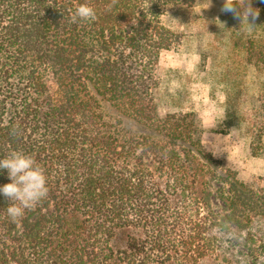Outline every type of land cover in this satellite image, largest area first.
Masks as SVG:
<instances>
[{"label":"trees","instance_id":"trees-1","mask_svg":"<svg viewBox=\"0 0 264 264\" xmlns=\"http://www.w3.org/2000/svg\"><path fill=\"white\" fill-rule=\"evenodd\" d=\"M84 3L96 20L73 23ZM196 3L0 0V159L32 156L49 189L17 222L0 193V264H264V186L215 163L195 112L156 103L160 54L189 37L244 38L245 66L264 72V0L251 34L231 13L225 29L185 20ZM258 98L250 120L225 121L248 126L254 157Z\"/></svg>","mask_w":264,"mask_h":264},{"label":"rangeland","instance_id":"rangeland-1","mask_svg":"<svg viewBox=\"0 0 264 264\" xmlns=\"http://www.w3.org/2000/svg\"><path fill=\"white\" fill-rule=\"evenodd\" d=\"M259 1L251 0L254 9H258ZM223 5L224 0H211L210 7L208 0H197L193 12L184 19L192 20L200 25L198 27L214 20L218 29L217 19L226 14L221 11ZM174 22L180 21L175 18ZM243 43L244 38L239 36L232 40L226 38L223 43L189 37L174 49L163 51L159 60L160 87L156 103L162 115L195 112L205 131L204 151L215 163L234 172L240 181L264 186V152L252 156L251 130L245 125L241 130L225 128L229 115L235 117L243 113L250 120V116H254L252 97L261 99L264 94V72H255L252 67L245 66Z\"/></svg>","mask_w":264,"mask_h":264},{"label":"clouds","instance_id":"clouds-1","mask_svg":"<svg viewBox=\"0 0 264 264\" xmlns=\"http://www.w3.org/2000/svg\"><path fill=\"white\" fill-rule=\"evenodd\" d=\"M208 4L210 7L211 0H208ZM221 11L232 13L240 21V30L237 32L243 30L245 34H251L257 29L254 22L259 17V10L252 7L251 0H224ZM96 18L95 10L88 3L78 5L71 15L73 23L78 20L95 21ZM219 25L225 29L220 21ZM0 169H6L11 180V183L0 187V193L11 201L6 211L11 220L17 222L23 217L25 210L35 208L48 195L47 177L44 169L32 156L15 150L0 159Z\"/></svg>","mask_w":264,"mask_h":264}]
</instances>
